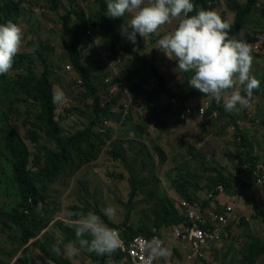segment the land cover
I'll list each match as a JSON object with an SVG mask.
<instances>
[{"label": "rangeland", "instance_id": "rangeland-1", "mask_svg": "<svg viewBox=\"0 0 264 264\" xmlns=\"http://www.w3.org/2000/svg\"><path fill=\"white\" fill-rule=\"evenodd\" d=\"M239 1L247 2V0ZM102 2L106 5V0L99 2L97 0H57V7H55L52 1L47 3V0H24L17 22L23 31V41L18 54L27 55L30 59L23 64L13 65V68L7 73L10 75L9 77L27 73L39 75L44 65L32 51L34 46H38L36 51L40 52L49 67L53 89L62 90L65 94L64 102L57 104L55 113L63 136L87 127L90 120L94 126L96 118L98 115L103 116V112L96 109L93 96L87 89L82 88V82L78 83V80L81 79L72 69L65 48L67 40L64 36V26L69 24L73 27L75 25V19L70 14V10H84L87 12L91 35L83 38L86 46L82 50L81 63L87 69L89 80L98 86V90L103 77H115L118 79L115 80L116 83L121 81L126 83L130 89L134 87L133 92L136 94L134 98L144 99L139 102L140 106L144 105L142 110L133 108L130 115L125 113L123 116L121 108L126 102L124 98H118L120 102L114 104L115 99H113V103L108 102L106 96L101 94L99 105L102 109L111 105L108 113L113 118L102 117L103 121L110 122V132L107 137L110 139L111 135H117L116 142L123 145V155L119 157L120 159L115 160L109 153L95 154L100 152L96 151V140L88 141L87 139L83 143L84 145H77L69 155L74 160H77L81 155L87 156L90 160L80 163L70 176L62 175L48 185L47 200L44 199L41 204L35 206L34 212L37 213L36 216L42 226L38 235L44 238L41 239L40 244L48 252V257L43 255L41 257L48 260L54 256L57 264H91L87 251L84 249H81L75 256H69L64 252V245L75 240L70 239L64 244L67 234H64L58 225L63 224L75 232L73 222L77 217H74L73 213L76 208L95 212L105 223L106 220L110 223V225L106 223L109 227L114 224L117 226L116 229L123 231L126 228L130 230L132 227L145 226L149 232H152L158 217L167 209V204L164 201L181 198L174 185L175 182H178V185L181 183L186 193L203 194L209 189L212 179L220 176L229 178L236 173L240 168L239 162L242 155L239 156L237 164V160L233 157L235 154L247 153V149H241V145L236 141V134L240 127L235 126L231 119L232 113L226 118L220 117V119L191 117L187 123L195 125L193 130L189 131V136L191 139L197 137L196 145L182 143L180 134L184 129L183 124L186 123L179 120V127L171 128L174 129L171 141L178 142L172 144L171 141L165 142L162 144L164 146L160 147V150L163 148L167 153L169 146H175L177 153L155 152L153 147L158 145L149 146L150 137L147 134H143L141 139L135 137L138 131L135 126L139 123L152 124L153 122L159 123L161 120L158 115L147 114L148 112L153 113V107L157 108V105H152V102H149L153 101L154 96L150 93L152 90L148 88L151 85L152 75L150 70L144 68L134 56L123 50L113 36L115 33L121 34V26L126 24L130 16L126 14L125 17H107L111 31L109 34L98 22L100 3ZM41 7L44 8L43 12L37 14L32 12L33 8L38 11ZM211 10L216 11L222 19L231 25L234 23L236 13L232 11L227 0H217ZM173 22V24L161 26L156 33L150 35L146 40L143 39L137 45V50H141L149 61L154 62L158 70L170 82L172 89L169 87L168 89L172 90V96L179 97L181 100L196 99L198 101V98L204 96L189 85L187 79L191 78L192 73L174 71L177 61L169 59L164 52L156 48L159 39L170 32L169 29L173 30L176 27L177 22ZM73 23L74 25H72ZM245 28L234 38L247 41L252 46L254 59L251 71L264 84V0H259L255 5L248 16ZM128 31L131 32V28ZM138 39L139 34L137 33L136 41ZM95 40L101 44L100 51L94 45ZM123 41L131 43L125 36H123ZM15 89L21 93L19 98L13 94ZM13 90L7 92V96L0 93V120L5 121L6 126L10 128V131H4L5 125L0 124V223L20 203L16 186L11 182V164L8 161L9 152L6 140L9 137H5V134L11 132L10 142L21 152L29 154L36 152L29 132L35 134L39 144L53 149L43 133L35 127L34 119L39 114L40 108L34 103L32 93L23 88L15 87ZM230 91L226 94H230ZM99 92L97 91V93ZM260 94H264V88L261 89ZM12 98H16L19 103L11 104ZM256 102L255 108L251 110L256 118L251 113H246L245 109H242L238 114H243L242 126L244 130L242 132H246L254 145L253 154L258 155L257 163L264 164V96H261ZM258 106L262 110L260 113L256 108ZM118 114L119 121L115 120ZM177 114L179 113L177 112ZM234 126L236 130L233 134L231 129ZM161 131L159 134L155 132L154 135L159 136L160 141L167 140L166 137L169 136L165 135L164 131L162 134ZM156 139L158 138L156 137ZM137 142L141 147L136 144ZM180 146L184 147L182 153L178 150ZM92 148L93 152H91ZM133 187H136L137 195L133 201H130ZM256 188L260 193L252 187L253 193L251 194L254 195V198L257 197L256 202L259 205V202L262 201L261 196L264 198V188ZM126 204L131 207L130 210ZM243 204L245 207H250L244 209V212L247 210L246 215L250 216L251 221L249 223L240 221L238 227L228 233L223 244L219 247L220 249L210 254L204 261L200 263L188 262L183 254L172 250L171 242L165 241L164 246L171 249V255L166 259L155 260V264H264V239H258L260 241L258 245L251 241V238L256 239L253 233L264 238V222H262L264 211L261 209L257 214L253 204H249L248 201L247 204ZM108 206L116 208L115 217L109 218L104 215L103 209ZM127 219L128 223L125 224ZM251 223L252 226L257 224L251 227ZM170 232L164 230L162 234L167 237ZM25 244L19 228L7 229L0 226V259L5 261L2 264H17L16 261L21 260L20 258L25 260L26 256L20 255L25 251L23 249ZM44 244H50V249ZM251 244L252 248L256 246L258 248H256V256L251 258L250 254V263L246 260L245 255ZM26 252L28 262L40 264V255L36 250L32 249L31 252ZM109 264L128 263L112 260Z\"/></svg>", "mask_w": 264, "mask_h": 264}, {"label": "trees", "instance_id": "trees-1", "mask_svg": "<svg viewBox=\"0 0 264 264\" xmlns=\"http://www.w3.org/2000/svg\"><path fill=\"white\" fill-rule=\"evenodd\" d=\"M51 1L53 2V6L57 7L56 5L57 0H47V3H51ZM97 1L99 2L101 0H97ZM216 1L217 0H192V2L194 3L197 9H205V10H211L215 6ZM227 1L232 11L236 13L235 21L231 25V31L229 33L230 36L234 38L236 35H238L239 32L243 31L244 28L246 27L248 16L251 14L253 8L255 7V5L258 3L259 0H247L246 3H241L239 0H227ZM23 2L24 0H0V23H6L7 21L10 20L17 24L20 18ZM106 10H107L106 5L103 2L100 3L98 22L105 28V30L109 34H111L108 24V18L107 16H105ZM70 11H71L70 14L75 19V25L73 23L72 24L74 25L73 27H71V25L69 24L64 26V36L67 40L65 44V48L67 50V53L69 55V60L72 65L70 66L72 67L73 70L77 72V74L81 79L82 88L87 89L90 92V94L93 96V103L96 109L101 110L103 112V116L98 115V117L96 118V121L94 122L95 123L94 126L92 121L90 120L89 123L86 125L87 127L63 136L62 128L59 122L57 121L55 114L57 112V104L53 103L54 89H53V83L50 80V70L46 64L44 57L39 53V51L38 53L37 51L34 52L36 58L39 61L41 60L44 65L43 70L39 75H35L32 73H27L23 75L21 74L12 77H9L10 76L9 74L0 75V93H2L3 95L7 96L8 95L7 92L12 91L15 87L23 88L25 89V91H30L32 93L34 98V103L38 105L40 108L39 114L34 119L35 127L43 133L46 141L49 144H51V146L53 147L52 149L51 147H48L46 145L39 144L35 134L33 132H29L28 134L32 140V143L36 147L35 154H29L27 152H21L20 150L16 149V146L12 142H10V137L7 138L8 139L7 149L9 152L8 161L11 164L10 167V174L12 179L11 182L16 186L17 196L20 199L19 200L20 203L15 209L12 210V213L10 215L6 216V218L2 220L0 226L7 229L19 228L21 230L22 240L24 241V244L28 243L30 240L34 238H37L36 241L33 242L31 245L34 246L33 249L36 250L37 254L39 253L40 255L39 256L40 264H47L49 259L45 260L43 257H41V255H43L44 257H48V252L40 244V241L43 238V236L39 237L38 234L42 230L40 229V227L42 226L36 216L37 213L34 212L35 206L41 204V202L44 199L47 200L48 197L46 191L48 185L52 184L56 179H59V177L62 175L70 176V174L73 173V171L77 168V166L80 163H86L90 160V158L83 155L79 156L77 160H74L70 158L69 153L72 150H74L77 147V145L85 143V141L88 139V141L96 140L95 141L96 151H100V152L97 153L94 152L95 154H101V152L109 153V155H111L115 160L120 159L119 157L123 155L122 152L123 145L120 144L119 142L114 141L111 142L109 145H107L106 138L109 135L110 132L109 129L107 135L105 136L98 133V128L103 122L102 117L107 118L109 116L110 119H113L111 115L108 113V110L109 108H111V105H108L103 109L100 107L99 105L100 95L103 94L104 91L103 82H101L100 87L97 90L98 86H95L94 84H92L91 80H89V76L87 75L86 72L87 69L83 67L81 63L82 50L86 46L83 42V38H87L86 31L89 28L87 12H85L84 10H74V9ZM193 14L195 13H190L189 15H193ZM113 36L115 37L117 44L123 50L128 51L132 56H134V58L144 68L150 70L152 78L157 79L158 86L156 87L155 90L150 92L152 95L157 96L161 93L170 92V89H168L170 82H168L165 76L158 70L154 62L149 61L148 58L144 56L141 50H137V45L141 43V41L143 40L142 37L139 36V39L136 41L135 44H133V43H125L123 41V36L121 34L115 33V35ZM29 59L30 57L27 55L17 54V56L14 58L13 65L23 64L26 60ZM260 84L263 83L260 82ZM133 88L134 87H132V90ZM97 91L100 92L97 93ZM254 92H253L254 96L251 98L249 103L250 106L253 103L255 97L260 94L261 88L259 87L258 89L254 90ZM13 94L16 95V98H19V95L21 93L15 89L13 90ZM121 97L122 96H118L113 101L114 104L120 102L118 98ZM16 98H12L10 100V103L11 104L19 103V101L16 100ZM153 100H154V96H153ZM218 110L220 112L219 119L220 117L222 118L230 115V113L224 110L223 105L218 107ZM231 119L235 122L233 116L231 117ZM115 120L119 121V114L118 117L115 118ZM1 123L5 125L4 131H10V128L7 127L5 124V121L0 120V124ZM235 126L238 127L237 124ZM238 138L241 139V142H238V144L241 145V149L242 148L247 149V153L239 152L236 157L233 156L234 159L236 160L237 158L239 159L240 155H242L240 161L243 163L241 164L240 168L236 171V173L239 175L238 178L234 180L233 176L229 178H224L223 176H220L219 178L212 179L210 181L209 189L215 188V186L220 182L225 183L226 191L228 193V197H226L228 198V202H231V199L233 201L234 195L239 194L240 196L244 197L245 201L247 199L249 204L254 205V210L258 214L261 211V209L262 211H264V198H262V196L259 194L261 196L262 201H260L259 202L260 204L258 205L256 202L257 197L255 196L254 198V195L251 194L253 193L251 191L252 187L259 192V189L256 188L252 182L253 173L257 165L258 155L256 156L253 155L254 145L250 140V137L246 135V132H242L239 128L236 134V141H238ZM91 152H93V148ZM243 164H248V167L244 168L242 166ZM177 183L178 182H175L174 185L178 190L179 192L178 194L181 198L187 199L192 202L198 201L200 199L199 194H191L188 192L186 193L184 187H182V184L179 183L178 185ZM237 186L239 187L238 190H236ZM136 195H137L136 187H133L130 195V201H133L136 198ZM164 202H166L167 204V209L158 217L156 221V226L154 227L152 232H149L145 226H142L140 228L132 227L130 228V230L126 228V232H125L126 237L128 239H131L134 236H138V235H145L147 237H151L152 235H163L162 232L164 230H167L169 232L174 226L179 225L182 222L181 221L182 217H180L178 201L170 199ZM203 205L206 206L208 205V203L204 201ZM126 207L129 210L131 209V207L128 204H126ZM249 208L250 207H245L244 209H249ZM246 211L244 212L243 210L244 216L240 220L242 221V223L250 222V221L247 222L245 220L247 216ZM77 212H82L84 214L87 213L86 210L81 208L80 209L76 208L74 210V213ZM73 216L76 217L75 215ZM240 221L233 225L235 229L238 227ZM262 222H264V214H262ZM106 223L110 225V223L107 222V220ZM127 223H128V219L127 221H125V224ZM111 225L112 228L115 229L117 228L116 225L114 224ZM250 225L251 227L255 226V225L252 226V223ZM58 226L63 231L64 234H67V238L64 244L67 243L70 239L76 240L75 232H72L71 229H69L63 224ZM143 230H145L144 233H141L143 232ZM253 235L256 237V239L251 238V241L256 242L257 245L260 244V241L258 239H264V238H260L261 236H258L255 233H253ZM85 238L90 239V237H85ZM45 246H47V248L50 249V244H46ZM252 247L253 245L251 244L248 247V251L246 252L247 256L245 255L246 260H248L250 263H251V258L257 255L256 248H258V246H256L255 248ZM87 254L89 256L88 259L91 262V264H109V262L112 260L123 261L129 264V261L117 252H115L111 256L108 255L98 256L95 253H89V252H87ZM250 254H251V258H249ZM179 257H181V255H179ZM21 260L16 261V263H21L20 262ZM50 260L53 261V264H57L54 256H52ZM2 262L4 261L0 260V264H2ZM22 264H33V263L31 261L28 262L26 259L25 261H23Z\"/></svg>", "mask_w": 264, "mask_h": 264}, {"label": "clouds", "instance_id": "clouds-1", "mask_svg": "<svg viewBox=\"0 0 264 264\" xmlns=\"http://www.w3.org/2000/svg\"><path fill=\"white\" fill-rule=\"evenodd\" d=\"M106 6L107 17L130 16L120 33L133 44L137 33L146 40L161 26L176 21V27L159 39L156 47L169 59L177 61L174 71L192 73L187 79L189 85L217 104L223 100V108L228 113L238 114L249 106L253 91L260 87V81L251 71L252 46L247 41L232 38L231 24L216 11L197 9L192 0H106ZM22 41L23 31L18 24L10 20L0 23V75L13 68ZM229 91L230 94H226ZM64 100V92L54 89L53 103L62 104ZM103 212L109 218L117 214L114 206L106 207ZM73 215L77 217L73 222L76 240L64 245L67 255H78L84 249L98 256H111L121 248L118 230L109 227L95 212ZM145 252L149 264L171 255V249L159 239L149 242ZM47 264L53 261L49 259Z\"/></svg>", "mask_w": 264, "mask_h": 264}, {"label": "built area", "instance_id": "built-area-1", "mask_svg": "<svg viewBox=\"0 0 264 264\" xmlns=\"http://www.w3.org/2000/svg\"><path fill=\"white\" fill-rule=\"evenodd\" d=\"M43 7L38 11L33 8L32 12L36 14L43 12ZM89 35L91 34L88 28L86 36L88 37ZM94 45L100 51L101 44L95 40ZM68 70H70V67H68ZM115 80L118 79L115 77L110 78L109 76L103 77V95L106 96V100L112 102L113 99L122 96L126 101L121 108L123 116L125 113L130 115L133 108L142 110L144 105L140 106L139 102L144 99L141 98L139 100L138 98H134L136 94L131 90L132 88L130 89L126 83L120 80V83H116ZM78 83L81 84V80H78ZM157 85V79L152 78L151 85L148 88L153 91ZM170 94H172V90L156 96L154 105H157L158 114H162L165 110H175L179 113L177 114L178 119L184 123L188 122L194 116L209 119L219 118L220 112L218 107L223 104V100H221L220 104H217L209 97H200L198 101L196 99L181 100L179 97ZM149 102L151 103L152 100ZM109 123L108 120H104L98 128V133L103 136L107 135L108 129L110 128ZM239 129L243 131V128ZM231 130L234 133L236 130L235 126ZM116 136L111 135L110 139L107 137V145L116 141L118 138ZM237 142H241V139L238 138ZM242 166L247 168L248 164H243ZM238 176L235 173L233 175L234 180ZM252 182L256 187H264V164L257 163ZM225 185V183H218L215 188L208 189L203 194H199L200 199L195 202L184 198L177 200L182 222L174 226L170 230L171 232L169 231L170 233L167 237H164V235H152L151 237L138 235L128 239L125 235L126 229H123V231L117 229L122 240V246L116 252L126 258L129 264H149L145 247L153 239H159L163 242H171L172 250L175 249L183 254L188 262L200 263L204 261L210 254L220 249L219 247H221L224 239L228 236L230 227L238 223L244 216L243 210L245 205L243 203H246L244 197L239 194L234 195L233 201L228 202V198H226L228 197V193ZM238 189L239 187L237 186L236 190ZM204 201L208 205L204 206ZM245 220L247 222L251 221L250 216L247 215ZM151 264H155V261H152Z\"/></svg>", "mask_w": 264, "mask_h": 264}, {"label": "crops", "instance_id": "crops-1", "mask_svg": "<svg viewBox=\"0 0 264 264\" xmlns=\"http://www.w3.org/2000/svg\"><path fill=\"white\" fill-rule=\"evenodd\" d=\"M168 31H171V29H169ZM35 47V46H34ZM33 47V48H34ZM40 53V52H39ZM122 78V77H121ZM261 86V89H263L264 88V84H261L260 85ZM170 89H172L171 88V86H170V83H169V86H168ZM259 97H258V99H260V97L261 96H264V94L262 95V94H259L258 95ZM155 97H156V95H154V100L152 101V105H154L155 104V102H156V99H155ZM255 101H253V103L251 104V106H250V104H249V106L247 107V108H244L245 109V111H246V113H251L252 115H253V117L254 118H256L255 116H254V114L251 112V110H253V108H255L254 107V105H255V103H257L256 101L258 100L257 99V96L255 97ZM257 108V110H258V113H260V112H262V110L260 109V107L258 106V107H256ZM157 109L158 108H154L153 107V113H151V112H148L147 114L148 115H155V116H159V117H161V120H160V122L159 123H156V122H153L152 124H146V123H139L138 125H136L135 127L136 128H138V131H137V134H136V136L135 137H137V138H139V139H141L142 137H143V134H147L149 137H150V143H149V146H151V145H154V144H156V145H158V146H154L153 147V150L155 151V152H161V151H165V154H171V153H177V151L175 150V146H169L168 147V152L166 153V150L165 149H163V148H161V150H160V147H162V146H164V145H162V144H165V142L166 143H168V142H170L171 141V137H172V135H173V132L172 131H174V129H177L178 127H179V119H178V115H177V112L175 111V110H165L162 114H158V112H157ZM176 112V113H175ZM232 116L234 117V120H235V122H234V124L236 125H238V127H240V128H243V126H242V123L244 122L243 121V114H233L232 113ZM231 116V117H232ZM226 118V117H225ZM184 125V129H182V132H181V134H180V138H181V140H182V143L184 144V143H191L192 145H196V141H197V137H195V138H193V139H191L190 138V136H189V131L190 130H193V128H194V125H188V123L186 122V124H183ZM174 128V129H171V128ZM141 128H143L144 130H145V132H144V130L142 129L141 130ZM162 130V131H161ZM243 130H244V128H243ZM162 132V134H163V131H164V134L165 135H168L169 137H166L167 138V140H163V141H160V137L159 136H155L154 134H156V133H158L159 134V132ZM247 131V130H246ZM156 132V133H155ZM234 134V133H233ZM5 137H11V132H9L8 134H5ZM130 137H132V136H130ZM158 138V139H156L155 140V138ZM135 139V138H134ZM7 140V142H8V139H6ZM158 140V141H157ZM173 142H178V141H171V144L173 143ZM139 147H141L140 146V144L137 142L136 143ZM156 147H157V149H156ZM137 149V148H136ZM183 149H184V147L182 148L181 146L178 148V150H180V152L182 153V151H183ZM254 156H256V154H253ZM237 156V154H235L234 155V157H236ZM237 160V164H238V158L236 159ZM243 162H239V167L241 166V164H242ZM235 229V227L234 226H231L230 227V229H229V233L230 232H232L233 230ZM258 236H260V235H258ZM36 239L37 238H34V239H32V241L30 240L28 243H26L25 244V247L23 248V249H25V251H24V253L23 254H20V255H25L26 256V259L28 260V258H27V256H28V254H27V252L26 251H32V249L34 248V246H32L31 244L33 243V242H35L36 241ZM55 247H57L56 245H55ZM54 250H55V248H54ZM20 259H22V258H20ZM25 259V260H26ZM1 260V259H0ZM25 260H21L20 262L21 263H23V261H25ZM3 261V260H2ZM5 262V261H4ZM18 264V263H17Z\"/></svg>", "mask_w": 264, "mask_h": 264}]
</instances>
